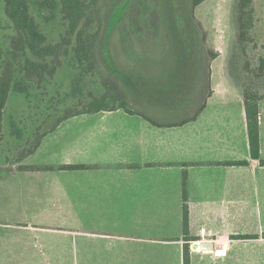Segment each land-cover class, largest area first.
Returning <instances> with one entry per match:
<instances>
[{"label": "crops", "instance_id": "crops-1", "mask_svg": "<svg viewBox=\"0 0 264 264\" xmlns=\"http://www.w3.org/2000/svg\"><path fill=\"white\" fill-rule=\"evenodd\" d=\"M181 44L177 66L187 74L196 61ZM229 63L222 55L207 63L208 94L196 108L76 115L42 133L17 166L0 165V264H184L186 244L191 264H264V99L253 158Z\"/></svg>", "mask_w": 264, "mask_h": 264}, {"label": "rangeland", "instance_id": "rangeland-1", "mask_svg": "<svg viewBox=\"0 0 264 264\" xmlns=\"http://www.w3.org/2000/svg\"><path fill=\"white\" fill-rule=\"evenodd\" d=\"M170 2L100 0V18L87 32L97 37L92 67L74 51V36L68 46L70 55L56 59L55 73L47 72L39 80L25 73V58L30 52L23 55L20 51L14 56L13 39L17 32L5 12V1L0 0V49L17 70L0 131V165L17 166L20 153L32 148L39 134L52 129L65 113L81 109L93 97L110 92L115 82L129 106L198 107L208 94L206 68L214 55L229 59L242 87L264 94V70L260 68L264 58V0H254L253 41L245 46L244 54L238 48L236 0H206L195 8L192 0H183L180 3H184V19L177 27L172 19L178 1ZM30 9L48 42H61L69 25L61 13L60 1L30 0ZM182 40L187 43L189 56L193 50L196 61L187 74H182L177 66L185 52ZM126 42L133 53H128ZM166 62H170L171 69L164 64L161 71ZM48 65L50 69L52 65ZM142 74L144 80L139 81V86L136 79ZM153 74L154 82L148 80ZM139 94L144 96L135 97Z\"/></svg>", "mask_w": 264, "mask_h": 264}, {"label": "trees", "instance_id": "trees-1", "mask_svg": "<svg viewBox=\"0 0 264 264\" xmlns=\"http://www.w3.org/2000/svg\"><path fill=\"white\" fill-rule=\"evenodd\" d=\"M5 12L9 19L13 22L17 32V36L13 39L14 56L19 52L26 55L25 58V73L28 77L42 80L46 73L54 74L57 70L58 64L56 59L62 56H69V45L73 43V38L76 36V46L74 51L82 58L90 62L92 67V59L95 58V49L97 37L93 34H88V27L96 23L100 18V0H59L61 6V13L69 25L67 35L63 36L61 42H48L46 35L41 31L40 26L36 22L35 17L31 14L30 0H4ZM178 3L173 12V24L177 27L178 23L183 22V13L181 12V5L183 0H177ZM194 8L206 0H192ZM169 2V1H168ZM170 3L175 4V0ZM235 12L237 14V27L239 29L238 48L244 54L247 50L249 42L253 41L252 30L254 27L255 18V4L254 0H236ZM176 21V22H175ZM184 42V40H182ZM194 49V48H193ZM252 49V48H251ZM193 52V50H192ZM213 57H216L214 55ZM50 58V60H48ZM48 64L52 66L48 69ZM261 70H264V58L261 59ZM17 70L14 63L10 59L3 57V51L0 49V131L3 125L5 109L12 92ZM243 95L246 105V116L248 133L251 147V154L253 158H260V136H259V115L261 109V101L264 99V94L255 89L245 88L243 85ZM124 108L127 112L133 113L134 110L130 108L129 104L119 96L117 91L111 88L103 96H95L88 103L84 104L81 109H76L65 113L54 125V127L61 121L71 118L76 115L85 113H94L103 110H116ZM54 127L52 129H54ZM51 129V130H52ZM42 138V134L37 136L35 144L28 151L23 150L20 155L21 158L25 155L33 153ZM239 163H246V161H239ZM264 165V160H261ZM29 169H48L49 166H23ZM85 165L64 164L61 169H80L85 168ZM186 180L184 181V231L188 233V206L186 203ZM184 264H191L189 245H185Z\"/></svg>", "mask_w": 264, "mask_h": 264}, {"label": "water", "instance_id": "water-1", "mask_svg": "<svg viewBox=\"0 0 264 264\" xmlns=\"http://www.w3.org/2000/svg\"><path fill=\"white\" fill-rule=\"evenodd\" d=\"M211 247V244H208V242H202L201 243V248L205 249V248H209Z\"/></svg>", "mask_w": 264, "mask_h": 264}, {"label": "built area", "instance_id": "built-area-1", "mask_svg": "<svg viewBox=\"0 0 264 264\" xmlns=\"http://www.w3.org/2000/svg\"><path fill=\"white\" fill-rule=\"evenodd\" d=\"M201 232H202V233H205V232H206V229H205V228H202V229H201ZM202 241H204V239H202V240L200 239V240H198V241H196V242H197V244H200Z\"/></svg>", "mask_w": 264, "mask_h": 264}]
</instances>
